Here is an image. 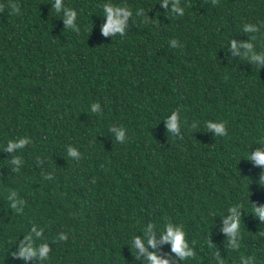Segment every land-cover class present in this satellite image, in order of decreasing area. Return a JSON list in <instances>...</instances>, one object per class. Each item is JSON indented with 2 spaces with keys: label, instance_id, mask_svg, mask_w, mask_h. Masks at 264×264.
I'll return each mask as SVG.
<instances>
[{
  "label": "trees",
  "instance_id": "16d2710c",
  "mask_svg": "<svg viewBox=\"0 0 264 264\" xmlns=\"http://www.w3.org/2000/svg\"><path fill=\"white\" fill-rule=\"evenodd\" d=\"M106 4L131 11L122 36ZM54 5L0 0V264H150L136 238L169 264H264V0ZM25 236L37 255L13 258Z\"/></svg>",
  "mask_w": 264,
  "mask_h": 264
},
{
  "label": "clouds",
  "instance_id": "9594fccd",
  "mask_svg": "<svg viewBox=\"0 0 264 264\" xmlns=\"http://www.w3.org/2000/svg\"><path fill=\"white\" fill-rule=\"evenodd\" d=\"M216 0H213V3H215ZM167 0H164V4L166 5ZM60 6H61V0H55V5L54 8L56 11L60 10ZM11 9L13 14H16L19 12V5L17 4H11ZM174 9H175V5H174ZM0 10H2V6H0ZM176 11H180L181 14L182 10L180 9H175ZM104 11L107 13V23L103 26V33L105 35H108L109 33H119L121 36L124 33V28H125V22L128 19V17L130 15H132L130 10H126V8L124 7H115L109 4H106L104 7ZM67 19L65 20V25L66 26H71L72 25V21L76 16V13L74 11L69 10L67 13ZM245 48L250 49L252 46L250 44H244L243 45ZM237 47L236 42H232L231 43V48L233 50H235ZM253 60L255 61H259L260 57L259 56H253L252 57ZM93 108L95 109V105L93 106ZM208 128L211 129H215L216 133H219L221 135H224V127L223 124H212V123H208L207 124ZM168 128L171 131H176L177 130V118L175 113L172 115V117L168 120ZM123 133H120L119 136L122 137ZM25 140H20L18 144H13L11 142H9L8 144V148L7 151H11L14 147H21L23 146V144L25 143ZM70 154L75 155L76 153L74 151H72V149H69ZM249 158H254L255 161L258 164H262L264 165V152L261 151H257L254 153L253 157H249ZM13 163H16V159L14 158ZM260 183L262 185H264V175H261V180ZM11 207L15 208V204L11 205ZM230 211L233 212V216L230 217L231 219V223L228 224L227 221H225V224L227 225L224 228V231L232 237H235L239 231L240 228V221L238 216L235 213L234 209L229 208ZM254 213L259 215L261 220H264V207L261 208H254ZM152 226H150L151 228ZM166 234L162 235L161 239L162 241H167L170 242L172 245V252L176 254V256L178 258H180L181 260H187L189 258H193L195 256V253L192 252L191 250H188V245L185 242V233L182 230V228L180 226H177L175 229L173 228V226L171 224L166 225ZM37 235L39 236L40 233H37ZM26 240H29L28 236H25ZM147 243L149 246H155L154 245V238L153 235L151 233H149L148 235V239H147ZM135 244L137 247L140 248L141 252L145 253L146 255V259L147 261L150 262V264H169V260L167 259H159L157 254L155 253H147L146 249L144 247V245L141 243V240L139 238L135 239ZM211 246V245H210ZM232 246L236 247L235 245V241H232ZM49 249L47 247V245H41L39 247L38 250V255L40 258H46L47 257V253H48ZM13 258H21L24 260L29 259L32 256H36L37 255V249L33 246V242L31 240H29V244L27 247H25L23 245V241H21V246H20V250L18 253H12L11 254ZM139 258V257H137ZM221 264H223V262H221Z\"/></svg>",
  "mask_w": 264,
  "mask_h": 264
}]
</instances>
